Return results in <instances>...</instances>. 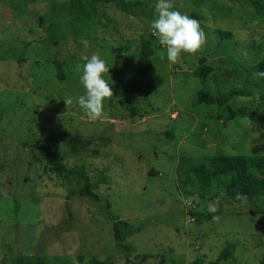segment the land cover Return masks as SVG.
Segmentation results:
<instances>
[{"label":"rangeland","instance_id":"374dc122","mask_svg":"<svg viewBox=\"0 0 264 264\" xmlns=\"http://www.w3.org/2000/svg\"><path fill=\"white\" fill-rule=\"evenodd\" d=\"M139 1L144 14L132 15L100 0H0V264L17 256L42 264H125L127 257L130 264H207L231 244L221 264H264V198L222 183L213 199L200 198L195 177L184 182L190 165L211 156L264 155V83L255 67L264 59V0H173L205 37L175 64L150 29L155 0ZM142 34L155 37L148 69L137 62ZM92 55L107 62L110 85L132 80L136 116L112 97L96 120L79 108L77 66ZM200 60L213 67L205 82L211 94L253 93L229 102L246 116L228 120L223 108L196 102ZM73 134L109 140L97 154L54 146L68 168L84 167L102 201L80 196L73 178H59L42 160L40 140ZM103 200L113 216L146 224L126 239L128 256L116 247ZM66 202L67 229L45 233L69 217Z\"/></svg>","mask_w":264,"mask_h":264},{"label":"trees","instance_id":"16d2710c","mask_svg":"<svg viewBox=\"0 0 264 264\" xmlns=\"http://www.w3.org/2000/svg\"><path fill=\"white\" fill-rule=\"evenodd\" d=\"M103 2H113L116 8L122 12L132 15L144 14L140 11L144 8L141 1H127V0H100ZM142 16H137L142 18ZM146 17V16H145ZM148 18V17H146ZM149 19V18H148ZM41 20V18H40ZM220 37H229L230 34L216 31ZM139 54L137 62L140 66L149 68L151 66V59L155 51V37L151 34H142L139 40ZM56 69V77L58 80H64V71L62 63L56 59L53 61ZM256 72H264V59L256 64ZM213 67L205 64L204 60L199 61L198 67L194 71V75L199 79L201 88L197 93L196 102L198 104L216 105L227 113L226 118L232 120L240 113L242 116L246 114L236 111L229 104L231 99L235 96H251L253 93L248 89L232 88L224 94L214 95L206 88L205 82ZM128 79H118L111 84L112 98H116L118 105L126 110L130 117L137 114V108L134 104L135 92L131 90L133 82ZM260 83H264V78L259 77ZM252 115V114H251ZM252 117V116H251ZM109 140L107 137H84L81 134H73L61 136L59 138L46 137L39 141L38 149L42 153V160L46 162L49 169L59 178L68 180L70 177L76 181L79 186L80 196L93 201H102L96 193L93 192V185L91 184L83 166H74L68 168L64 162L62 154L54 146L62 144L71 154L77 153L80 150H86L89 153L97 154L98 148L107 146ZM186 180L188 181L190 175L194 176L198 185L197 193L200 198L213 199L218 195L219 186L222 183L225 187L237 188V193L245 197L264 198V155H226L217 154L211 156L207 163L201 162L196 165H190L188 168ZM69 198V195L67 196ZM106 210L105 215L111 222V229L113 239L116 247L122 249L127 256L132 252L133 248L127 245L126 239L131 235L140 233L145 227V222L137 224L119 219L110 213V204L107 200H103ZM64 211L67 219L61 220L56 226L49 227L45 233L58 235L59 232L65 231L68 224L71 223V211L68 202L64 205ZM202 217L208 218L205 213H199ZM233 245L225 247L218 255L216 260L207 264H221L226 261L233 249ZM12 264H42L39 257H22L17 256L11 258ZM125 264H130L128 257ZM195 264H201L200 261Z\"/></svg>","mask_w":264,"mask_h":264},{"label":"clouds","instance_id":"9594fccd","mask_svg":"<svg viewBox=\"0 0 264 264\" xmlns=\"http://www.w3.org/2000/svg\"><path fill=\"white\" fill-rule=\"evenodd\" d=\"M152 34L158 43L166 50L165 56L169 64H175L181 54H194L204 42V33L199 22L187 13L174 10L173 0H155L153 18L149 22ZM107 62L98 55H92L82 66H77L79 83L84 92L77 97L76 103L82 112L92 120L103 115L105 101L112 96V87L105 79L109 73ZM264 78V72L256 73ZM71 105L73 100H64ZM209 213H215L213 204L207 207Z\"/></svg>","mask_w":264,"mask_h":264}]
</instances>
